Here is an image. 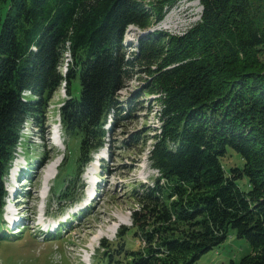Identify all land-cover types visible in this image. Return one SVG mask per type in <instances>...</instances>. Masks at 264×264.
Returning a JSON list of instances; mask_svg holds the SVG:
<instances>
[{
    "label": "trees",
    "instance_id": "1",
    "mask_svg": "<svg viewBox=\"0 0 264 264\" xmlns=\"http://www.w3.org/2000/svg\"><path fill=\"white\" fill-rule=\"evenodd\" d=\"M180 1L0 0V220L21 131L62 82L60 121L81 137L80 164L109 140L119 91L143 66L161 101L148 154L158 174L133 192L132 224L101 240L105 254L193 264L233 229L252 250L230 264H264V0H198L200 19L183 33L154 29L126 48L130 24L148 28Z\"/></svg>",
    "mask_w": 264,
    "mask_h": 264
},
{
    "label": "rangeland",
    "instance_id": "2",
    "mask_svg": "<svg viewBox=\"0 0 264 264\" xmlns=\"http://www.w3.org/2000/svg\"><path fill=\"white\" fill-rule=\"evenodd\" d=\"M201 9L198 0H182L148 28L130 24L124 34L126 48L137 50L138 39L154 29L183 33L200 19ZM69 55L66 52L61 65L64 73ZM79 85L77 76L73 78V89L77 91ZM150 86L148 72L139 66L119 91L121 116L109 140L80 164V135L67 133L60 123L64 142L58 146L51 133L52 124L59 126V108L68 96L67 84L62 82L54 93L44 117L26 122L15 160L5 178L8 196L0 220V233H5L0 235V264H124L117 261V256L109 259L105 249L112 248L103 247L101 240L115 241L119 227L132 224L133 210L141 207L133 192L142 184H152L158 174L147 159L154 141L151 127L159 124L161 106L159 93L149 91ZM236 155L232 150L225 161L233 164ZM49 163L53 164L51 169L55 166L51 170L55 177L44 183ZM44 195L47 230L36 227L44 208ZM10 211L21 213L12 217L13 223L8 221ZM111 225H115L112 232L108 230ZM97 231L104 234L95 240L93 248L89 243ZM133 232L130 229L127 235ZM126 247L134 248L135 244L129 239ZM87 250L91 256L85 261L83 255ZM251 250L250 243L231 229L224 242L193 264H230L232 260L240 261Z\"/></svg>",
    "mask_w": 264,
    "mask_h": 264
},
{
    "label": "bare ground",
    "instance_id": "3",
    "mask_svg": "<svg viewBox=\"0 0 264 264\" xmlns=\"http://www.w3.org/2000/svg\"><path fill=\"white\" fill-rule=\"evenodd\" d=\"M67 63L68 62H66V65H65V68H64V71H66V69H67ZM51 165H53V164H51ZM40 167V166H39ZM53 169V168H52ZM51 166H47L46 167V172H45V174H46V179L48 178V177H50V174H51ZM13 170H15V168L13 169ZM24 180V179H23ZM113 228H115V225H111L109 228H108V230L110 231V232H112V230H113ZM102 230V229H101ZM102 234H104V233H102L101 231H97V233L94 235V237L92 238V240L90 241V243H89V246H91V247H93L94 248V245H95V240L97 239V238H99ZM88 249V248H87ZM89 250V249H88ZM86 251L85 252V254L83 255L84 257H85V261H87L88 259H89V257L91 256V254L89 253V251ZM83 257V258H84ZM82 258V259H83Z\"/></svg>",
    "mask_w": 264,
    "mask_h": 264
}]
</instances>
